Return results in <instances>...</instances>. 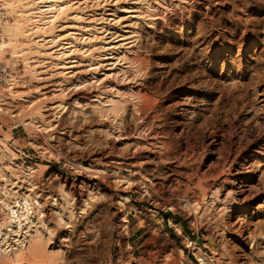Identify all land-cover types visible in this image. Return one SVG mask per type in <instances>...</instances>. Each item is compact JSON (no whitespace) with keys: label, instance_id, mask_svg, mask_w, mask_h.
I'll return each mask as SVG.
<instances>
[{"label":"rangeland","instance_id":"374dc122","mask_svg":"<svg viewBox=\"0 0 264 264\" xmlns=\"http://www.w3.org/2000/svg\"><path fill=\"white\" fill-rule=\"evenodd\" d=\"M72 2L73 77L47 89L25 34L2 93L0 249L24 198L55 264H264V0Z\"/></svg>","mask_w":264,"mask_h":264},{"label":"bare ground","instance_id":"6f19581e","mask_svg":"<svg viewBox=\"0 0 264 264\" xmlns=\"http://www.w3.org/2000/svg\"><path fill=\"white\" fill-rule=\"evenodd\" d=\"M72 1L73 0H0L4 9L6 11H8L7 13L9 14V12H10V15L12 13L13 16H15L13 22L5 23V27H4V31H3L5 38L2 42H0V57H1V55L5 54V52H6V55L8 54L11 58H16L18 56H24L23 54L28 53V51L29 52L32 51V49L34 47H36V45H38V43H39L38 47H40V49L42 48V50L37 51V54L39 55V57L34 62V63H36V66H34V67H35V69L41 70L38 72V74H40V76H43V77L39 78L38 80H42L41 83H44L45 85H47V89H49V88L51 89L53 87V84H51V82L48 81V79L51 78L52 76H57V75H52V73L49 71L52 68L57 70V71L61 70L60 72L56 73V74H58V76H59V74H64L66 76L69 75L68 77H73L71 75L72 73H74V68H75V66L72 65L73 62L63 64V65H59V63H58L61 61L62 57L64 56V52L65 51L70 52L69 50L71 49V47H69V45L67 43L64 44L63 48H62V46L60 48L59 43L61 41H64V40H67L69 38L74 37L73 33L69 32L67 34V32H66V34L64 36L59 38L60 35H57V33L60 34L63 31V28H65V27L63 26L61 28H57L56 26H54L58 20L59 15H64V14H66V12H70V11L72 12V10L75 9L74 8L75 3H73ZM73 13H75V12L73 11L72 14ZM77 14L75 13V15L72 18H70V20H72V19L76 20L75 17H77L79 15V14L78 15ZM78 19H79V17H78ZM69 26L66 25L67 28H70ZM25 32H27V33H25ZM36 33H40L39 36H41V37L38 38L37 35L33 37L34 39L36 38L34 43H33L35 46L33 48H31V50L28 47H26L27 45L23 46V47L20 46V44H19L20 38L24 37L25 34H26L25 37H27V36L29 37L31 34L33 35ZM47 33H50V34L46 35ZM42 42H43V44H42ZM262 42L263 41L257 35H255L249 41V44L246 47V50L248 51L249 48H251L252 46L254 47V49H256V47L259 46ZM47 44H49V45L46 47L45 45H47ZM232 50H233L232 45H230L228 48L224 47L223 49H222V46L220 45V46H218L217 50H215V56H221L220 54H223V53L224 54H227V53L231 54ZM7 51H8V53H7ZM22 52H24V53H22ZM239 54H240V50L238 51V59L240 60ZM46 60H48V61L45 62ZM52 61L55 63H52ZM49 64L52 66V68L50 67L51 69H48L46 66ZM27 65H28L27 67H29V68L31 67V66H29L31 64L27 63ZM232 65L235 67L234 64H232ZM233 66L230 67V70L233 69ZM235 69L238 72V74L242 73L240 63L237 64ZM50 73H51V75H49ZM62 76L63 75H61V77ZM44 84H43V87L45 86ZM79 85L80 84H73V86L76 90H79V88H78V87H80ZM42 90H45V87ZM52 90H55V89H52ZM108 102H110V104L112 103L111 100ZM56 108L63 109L64 104L59 103V102L52 103L51 109H56ZM122 199H123V197H122ZM122 199H119V200H122ZM30 206L31 205L29 204L28 199H24V198H23V204H19V202L17 203L18 209H16V206H11L7 203V206H6L7 210H8V214H7V218H6L7 228H9L10 231H12L14 228H17V230L20 231L22 229V227L24 226L23 229L27 228V232H25L23 234L20 242H18V240L16 241L18 243L16 244L15 248L11 249L10 251H6V250L2 251L0 249V257L4 256V258L6 257L7 260L8 259L10 260V258H11L12 261L10 263H12V264H15V263H19V264H21V263H23V264H55L54 255L47 253L46 243H47L48 238L44 239V237L42 235V231L39 228H35L32 231L30 229L32 222H30L29 220H30L31 215H33L32 212L29 213L31 211ZM55 206H57V204ZM40 214L41 213L39 212L38 216ZM54 214H56L57 222L59 224L65 223L64 218L62 216L58 215V213H54ZM68 215L71 216L72 214H68ZM18 234L19 233H17V235ZM188 242H189V240H188ZM4 258H1L0 261H2V262L6 261V259H4Z\"/></svg>","mask_w":264,"mask_h":264},{"label":"built area","instance_id":"2783aa9c","mask_svg":"<svg viewBox=\"0 0 264 264\" xmlns=\"http://www.w3.org/2000/svg\"><path fill=\"white\" fill-rule=\"evenodd\" d=\"M7 19H9L7 11L0 2V42L5 38L3 31ZM19 65L17 58L8 57L5 59V56L0 57V115H5V103L2 93H6L5 90L12 88L16 84ZM0 128L4 129L1 124Z\"/></svg>","mask_w":264,"mask_h":264},{"label":"trees","instance_id":"16d2710c","mask_svg":"<svg viewBox=\"0 0 264 264\" xmlns=\"http://www.w3.org/2000/svg\"><path fill=\"white\" fill-rule=\"evenodd\" d=\"M169 216H167V218H168Z\"/></svg>","mask_w":264,"mask_h":264}]
</instances>
